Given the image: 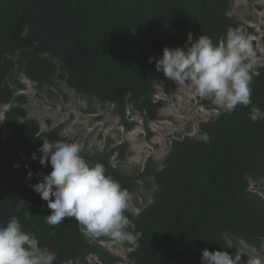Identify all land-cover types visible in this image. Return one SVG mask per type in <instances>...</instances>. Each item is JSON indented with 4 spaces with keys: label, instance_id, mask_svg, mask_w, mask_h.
Masks as SVG:
<instances>
[{
    "label": "trees",
    "instance_id": "16d2710c",
    "mask_svg": "<svg viewBox=\"0 0 264 264\" xmlns=\"http://www.w3.org/2000/svg\"><path fill=\"white\" fill-rule=\"evenodd\" d=\"M231 3L0 0V108L7 105L0 121V224L17 216L41 248L56 254L54 264H88V253L107 264L121 261L92 244L75 218L57 226L45 222L51 210L29 183L37 182V171L47 174L51 167L42 168L30 155L43 140H73L60 135V126L42 131L39 121L28 117L26 97L18 93L23 85L15 73L39 88L60 78L88 100L111 104L130 129L128 106L156 118L164 104L154 99L156 85L166 81L169 92L172 83L155 68L162 49H186L189 35L193 41L203 34L214 44L222 43L228 29L241 24L230 15ZM261 40L264 43V34ZM251 72L252 105H237L231 114L218 110L219 115L201 122L198 129L210 136L207 143L191 135L173 139L160 168L147 160L136 174L117 169L111 158L115 154L125 159V144L81 154L86 161L102 163L106 174L129 191L139 179L153 180L151 202L136 214L125 212L129 233L142 234L127 264H201L205 248L232 255L239 241L262 246L264 195L250 186L264 181V120L252 122L249 117L253 105L264 111V62ZM17 163L19 168L14 167ZM25 163L33 173L30 182Z\"/></svg>",
    "mask_w": 264,
    "mask_h": 264
},
{
    "label": "clouds",
    "instance_id": "9594fccd",
    "mask_svg": "<svg viewBox=\"0 0 264 264\" xmlns=\"http://www.w3.org/2000/svg\"><path fill=\"white\" fill-rule=\"evenodd\" d=\"M255 55L247 36L230 28L222 43L214 44L209 36L202 34L194 41L189 35L186 49L165 46L162 54L155 58V68L177 86L191 84L199 100L211 99L220 111L231 114L237 105H252L250 85L254 73L245 58ZM153 59L150 57L149 62ZM249 118L252 122L264 120V111L253 105ZM191 136L201 142L210 141V136L198 128ZM37 152H33L30 159H39L42 168L50 166L51 171L47 174L37 171V182L29 183V187L47 202L51 210L45 215L48 225H61L65 218H75L86 237L107 236L121 244L139 239L140 232L127 231L130 221L125 212L132 193L107 175L102 163L86 161L81 155L80 143L43 140ZM14 167L19 168V163ZM24 167L26 181L30 182L33 173L27 163ZM241 253L231 255L223 249L209 251L205 248L200 261L201 264H241ZM55 260L56 254L46 247L41 248L36 236L23 229L17 216H12L6 225L0 224V264H54ZM243 264H264V257L254 255Z\"/></svg>",
    "mask_w": 264,
    "mask_h": 264
},
{
    "label": "rangeland",
    "instance_id": "374dc122",
    "mask_svg": "<svg viewBox=\"0 0 264 264\" xmlns=\"http://www.w3.org/2000/svg\"><path fill=\"white\" fill-rule=\"evenodd\" d=\"M230 15L241 23L237 30L242 31L254 46L255 57L245 58V63L250 71H255L264 62V43L261 40L264 34V0H232ZM15 78L23 85L18 93L26 97L28 117L38 120L42 131L60 126V135L80 143L82 153H94L125 144V159L121 160L114 154L111 162L127 174L142 171L147 160L160 168L173 139L191 135L201 122L207 121L219 110L213 100H199L191 84L177 86L167 78L172 83L169 92L165 90L166 81L159 82L155 87L154 99L164 103L157 117L150 118L132 111L128 106L126 117L133 126L126 129L111 104L88 100L60 78H56L53 85L41 88L18 72ZM206 103L211 107H207ZM6 108L7 105L0 108V120ZM153 189L151 176L137 180L130 191L132 199L126 212L136 214L148 205ZM250 189L264 195V181L256 185L251 183ZM90 242L121 259L114 264H127V255L136 245L135 240L121 244L107 236L90 238ZM237 250L247 258L254 255L264 257V242L260 248H252L239 241ZM232 255H235L234 251ZM86 261L88 264H107L95 253H88ZM243 262L241 258V264ZM76 264L83 263L77 261Z\"/></svg>",
    "mask_w": 264,
    "mask_h": 264
}]
</instances>
